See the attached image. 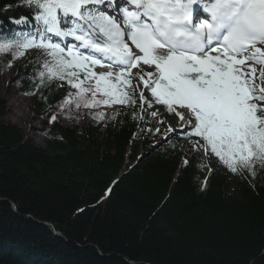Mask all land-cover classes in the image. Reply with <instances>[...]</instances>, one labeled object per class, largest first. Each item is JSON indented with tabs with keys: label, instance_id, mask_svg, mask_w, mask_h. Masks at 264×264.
I'll use <instances>...</instances> for the list:
<instances>
[{
	"label": "trees",
	"instance_id": "trees-1",
	"mask_svg": "<svg viewBox=\"0 0 264 264\" xmlns=\"http://www.w3.org/2000/svg\"><path fill=\"white\" fill-rule=\"evenodd\" d=\"M39 11L28 0H0V42L39 40ZM30 49L14 67L15 85L46 112L72 86L49 79L52 58ZM12 63L1 54L0 73ZM128 94L134 105L116 103L95 124L51 121L43 147L5 122L0 107V264H264V167L231 178L207 170L200 150L184 153L194 136L182 133L143 157L165 136L156 123L170 112L146 96L152 107L141 110Z\"/></svg>",
	"mask_w": 264,
	"mask_h": 264
},
{
	"label": "snow or ice",
	"instance_id": "snow-or-ice-1",
	"mask_svg": "<svg viewBox=\"0 0 264 264\" xmlns=\"http://www.w3.org/2000/svg\"><path fill=\"white\" fill-rule=\"evenodd\" d=\"M130 2L135 10L124 11L121 27L102 11L88 8L102 0H28L40 9L36 19L46 33L72 37L79 45L61 47L45 38L21 36L0 44V52L15 48L23 55L28 48L43 49L52 58L44 65L48 78L67 79L77 89L64 101L77 108L136 103L110 82L112 72H89L91 66L119 68L115 79L129 88L132 68L154 67L137 74L140 82L170 113L187 110V135L199 138L196 148L214 154L233 173L248 170L255 175L256 164L264 167V0ZM60 13L75 18L71 26L65 21L66 31L59 25ZM69 69H83V79ZM126 73L129 78L122 80ZM89 78L95 80V90L83 87ZM89 91L91 100L85 95ZM97 93L114 99H96ZM139 100L141 110L144 104L152 107L143 92Z\"/></svg>",
	"mask_w": 264,
	"mask_h": 264
},
{
	"label": "rangeland",
	"instance_id": "rangeland-1",
	"mask_svg": "<svg viewBox=\"0 0 264 264\" xmlns=\"http://www.w3.org/2000/svg\"><path fill=\"white\" fill-rule=\"evenodd\" d=\"M93 8V7H91ZM102 9V10H101ZM100 10L98 9H92L96 12L102 11L104 14L112 17L113 19H116V16L114 13H109L107 11H103V8ZM34 18V17H33ZM64 20V21H72L75 18L72 17H65L63 13H60L58 16V20ZM35 23L40 24L42 26L43 23L41 21H38L36 18L34 19ZM10 24L16 26L18 22H15L13 20L9 21ZM65 24V23H64ZM60 25V23H59ZM61 27V26H60ZM63 28L64 25H63ZM61 30H63L61 28ZM51 33H46L45 29L40 33V39L45 38L52 41ZM39 39V40H40ZM2 43H11L10 41H2ZM15 48H10L8 50L0 52L1 54H4L8 57V59H11L13 61L12 65H8L7 67H4L0 73V107H2L3 112L5 113L3 120L5 122H8L10 124H13L20 128L23 132V134L28 138V140L34 142L35 144L43 147V138L41 135V131L49 125L51 121H53L52 117H55V121L60 123L61 125L65 127H71L72 124L77 125H84L85 123L89 122L92 124H95L99 120V114L103 113L104 111H111L115 107L114 103H111L110 106L99 104L91 108L84 107L83 104L77 108L75 104L66 105L63 102L59 103L56 107L52 108L51 110H48L46 112H39L34 108V106L31 104L30 100L22 95H20L17 92L16 83L14 81L13 76V70L14 67L20 64L26 57H28L33 50L28 48L23 50V55H17ZM79 71V74L83 76L85 74L83 69H77ZM89 72H95L97 74L102 72H112L113 76L109 78L111 83L117 84V87L121 91L130 92L131 94H135L137 96H140V93L143 92L144 97H150L151 92L148 89L144 88V85L139 80V76L137 74L143 75L145 72H152L154 71V67H149L147 65L141 64L137 68L131 69V87H127L124 84H121L116 81L115 74L119 71L116 70H102L99 69H93L89 68ZM129 76L126 73L125 76L121 77V79H128ZM78 82V81H77ZM83 87L95 90V80L92 78H89L86 80L83 84ZM77 89L72 87L71 96H74ZM68 96V98L70 97ZM89 100L92 99V92L89 91L85 94ZM96 99L103 100V99H114L109 97H104L101 93H97ZM177 113H180L183 115V119H181V115H178ZM190 115L185 109H179L176 108L174 112L161 115L157 119L158 127L164 132L166 138H173L179 133H183L184 135H187V132L191 130V127L189 125ZM199 138L193 137L190 144L186 143L184 153L189 152L191 148H196V141ZM202 144L203 142L200 141ZM198 150V149H197ZM202 153V159L205 163V168L207 170H215L219 172H223L228 178H231L232 172L226 168L225 166H222L220 163L215 161L213 158H209V152L206 154L203 150V148L199 149ZM129 161H127L128 163ZM59 234V233H58Z\"/></svg>",
	"mask_w": 264,
	"mask_h": 264
},
{
	"label": "bare ground",
	"instance_id": "bare-ground-1",
	"mask_svg": "<svg viewBox=\"0 0 264 264\" xmlns=\"http://www.w3.org/2000/svg\"><path fill=\"white\" fill-rule=\"evenodd\" d=\"M115 3H119V1H118V0L111 1V4L113 5V7L117 8L118 5L115 6ZM98 5H99V4H98ZM100 7H102V8L105 9V10L108 9V8H106V7H103V6H100ZM115 8H114V10H115ZM132 10H135V8H131V11H132ZM50 38L53 39V40H55V41H59V42H61L63 45H70V44L74 45V43L71 42L70 40L62 39V38H60V37H58V36H55V34H53Z\"/></svg>",
	"mask_w": 264,
	"mask_h": 264
},
{
	"label": "water",
	"instance_id": "water-1",
	"mask_svg": "<svg viewBox=\"0 0 264 264\" xmlns=\"http://www.w3.org/2000/svg\"><path fill=\"white\" fill-rule=\"evenodd\" d=\"M164 140H161L158 144H156L154 147H152V148H150L146 153H145V155L144 156H147V155H149L150 153H152L154 150H156L157 148H159L164 142H163ZM13 208V211L14 212H16V209L14 208V207H12ZM44 226H46L47 228H50L51 230H52V233L56 236V237H61V235L60 234H58V233H56L55 231H54V229L52 228V226L50 225V224H43Z\"/></svg>",
	"mask_w": 264,
	"mask_h": 264
}]
</instances>
